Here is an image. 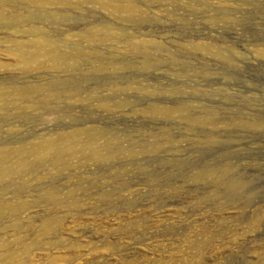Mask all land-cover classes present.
I'll list each match as a JSON object with an SVG mask.
<instances>
[{
    "label": "rangeland",
    "instance_id": "obj_1",
    "mask_svg": "<svg viewBox=\"0 0 264 264\" xmlns=\"http://www.w3.org/2000/svg\"><path fill=\"white\" fill-rule=\"evenodd\" d=\"M0 264H264V0H0Z\"/></svg>",
    "mask_w": 264,
    "mask_h": 264
}]
</instances>
